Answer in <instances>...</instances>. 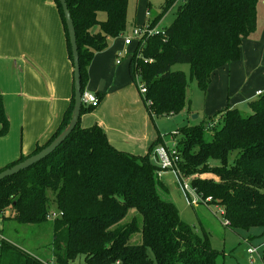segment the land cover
I'll use <instances>...</instances> for the list:
<instances>
[{
	"label": "trees",
	"instance_id": "16d2710c",
	"mask_svg": "<svg viewBox=\"0 0 264 264\" xmlns=\"http://www.w3.org/2000/svg\"><path fill=\"white\" fill-rule=\"evenodd\" d=\"M53 1L72 61L61 5ZM176 1L165 0L156 18ZM179 2L173 21L151 35L139 51L135 48L128 62L131 80L135 83L137 76L146 88L143 102L150 101L145 107L151 119L179 113L189 105L187 77L173 69L174 64H188L196 86L205 91L212 72L238 60L242 40L256 29L257 0ZM66 3L75 28L83 93L94 54L125 31L127 0ZM100 12L105 14L103 20L98 18ZM95 96L99 102L105 94ZM73 102L72 95L58 128L46 142L36 144L30 154L0 171L55 138L69 121ZM247 103L248 115L236 107H225L207 118L206 127L186 126L175 135L179 133L177 148L183 157L179 167L190 178L200 203L221 207L229 221L227 227L237 233L264 229V91ZM93 108L82 104L80 116ZM8 128L0 91V136ZM160 142L158 137L149 150ZM215 160L218 164L212 163ZM156 170L148 153L136 155L115 148L103 127H81L79 117L52 153L0 180V213L7 210V217L18 223L38 225L49 220L51 206L61 212L52 220L55 264L78 258H82L78 264H152L148 250L157 264H215L217 251L208 234H198L194 225L180 218L174 203L160 196L166 187ZM130 209L134 214L125 219ZM136 232L141 243L133 244L130 238ZM0 264H42V260L0 238Z\"/></svg>",
	"mask_w": 264,
	"mask_h": 264
},
{
	"label": "crops",
	"instance_id": "0c3cea01",
	"mask_svg": "<svg viewBox=\"0 0 264 264\" xmlns=\"http://www.w3.org/2000/svg\"><path fill=\"white\" fill-rule=\"evenodd\" d=\"M263 46L264 29L243 39L240 58L215 69L205 91L196 86L186 92L189 104L201 100L197 106L211 116L248 100L251 95L242 93L247 81L261 83L254 95L264 91ZM116 59L111 45L94 54L85 90L105 96L80 116V126L98 124L115 148L145 155L156 140L149 134L153 119L130 78L128 63L120 69L122 60L117 64ZM0 91L9 120L7 133L0 136L1 169L52 136L73 95L72 61L53 0H0ZM199 204L194 208L207 207Z\"/></svg>",
	"mask_w": 264,
	"mask_h": 264
},
{
	"label": "rangeland",
	"instance_id": "374dc122",
	"mask_svg": "<svg viewBox=\"0 0 264 264\" xmlns=\"http://www.w3.org/2000/svg\"><path fill=\"white\" fill-rule=\"evenodd\" d=\"M164 2L165 0H127L125 31L108 44V47H110V45L114 47L115 52H123V59H121L122 66H120V69L127 65L129 57L135 50V44L129 47L123 44V38L131 34L133 25L149 24L150 27L162 30L173 21L177 6L180 2L177 0L164 12L160 19H157L156 16L162 12ZM98 18L103 20L105 14L100 12ZM263 29L264 0H257L256 29L253 33L256 35L258 33L260 34ZM262 48H264V46ZM172 68L182 70L185 73L188 81L186 88L187 95L190 92V88L196 90V83L194 78L190 75L188 64L177 63L174 64ZM125 77L126 81H128L129 77ZM138 82L140 83L141 80L139 79ZM258 85H261L258 81H247L244 85V91L242 93L246 97L251 95L248 100L258 97V95H254V91ZM135 86L138 88L137 83ZM248 100L242 101L237 105V108L241 110L243 115L251 113L247 103ZM197 102L200 103L201 100L194 99L191 105H187L189 107L188 110L186 106L185 109L179 113L153 117V121L150 122L149 134L153 138L155 136V139L158 137L161 139L160 143H156L151 150H147L146 152L148 153L149 160L153 164L156 166L159 164L158 158L155 155V147L162 144L171 147L175 144V139L179 138V133L176 138H173L172 132L186 126L204 124L206 127V120L209 116L205 115L204 112L199 109ZM195 115L197 116L194 117ZM206 137L208 139L210 138L209 133L206 134ZM180 157L182 160L183 157L181 155ZM212 163L218 164V161L215 160L212 161ZM182 180L189 182L188 176L183 177ZM160 181L166 187V190L160 191V196L165 200L172 201L177 208L180 218L195 225L198 234L202 235L204 232L208 234L210 244L217 251L215 264H264L262 261L264 243L261 244L264 241V229L252 228L248 231H240L238 233L233 232L227 226L223 225V216L220 214L219 209H217L218 207L210 206L205 208V206H201L195 209L194 205L188 203L186 194L182 190L178 176L175 172L170 169L164 170L161 174ZM51 207V210H55L53 206ZM8 214L9 211L7 210H5L3 214L0 213L1 237L15 243L18 247L42 261H50L51 259L54 261L52 258L51 245L53 235L52 220H46L38 225H29L18 223L13 219L8 218ZM132 214H134L133 209H130L125 219ZM130 242L133 244L141 243L140 234L138 232L134 233L130 238ZM256 245L259 247L258 254H252V256H250L247 252L249 247ZM148 254L152 259V264H157L154 255L150 250H148ZM250 257H252V262L250 261ZM79 261H82V258H78L73 262L70 261L68 264H78Z\"/></svg>",
	"mask_w": 264,
	"mask_h": 264
},
{
	"label": "built area",
	"instance_id": "2783aa9c",
	"mask_svg": "<svg viewBox=\"0 0 264 264\" xmlns=\"http://www.w3.org/2000/svg\"><path fill=\"white\" fill-rule=\"evenodd\" d=\"M157 31H161V30H157L154 27H150L149 24H143L140 26L134 25L131 29V34L123 38V44L125 46H130V45L135 44L134 49L137 48V50L139 51L144 45L145 41ZM122 56H123L122 51L117 52V59H116L117 64L121 62ZM138 80L139 78L136 76L135 82L138 84V89H139L140 94L144 97L146 93V88L141 82L139 83ZM262 92H263L262 90H257L255 94L260 95ZM81 101H82V104L86 106L95 107L98 105V99L95 96V94L87 90H85L82 93ZM145 104L148 106L150 104V101L145 99ZM176 134H177V131L172 132L173 138H175ZM155 155L157 156L158 161H159V164L157 165L156 176L160 178L164 170L166 169L172 170L178 176L180 186L182 190L184 191V193L186 194L188 203L194 206L199 204L201 199L199 198L196 189L190 185V178L188 177L189 182H185L182 180L183 177H187V176L183 175L179 167V164L181 162V157H180V153L177 148L176 139H175V144H173L171 147H167L165 144L156 146ZM200 204H203V203H200ZM217 209H219L220 214L223 216V221H222L223 225L228 226L229 221L228 219L224 217V210L221 207H218ZM60 215H61V212L57 210H51L48 212L46 217L49 220H53L54 218ZM0 238H2L1 235H0ZM247 252L250 256H252V254H258L259 247L250 246ZM250 261L251 262L253 261L252 257H250ZM42 264H55V261H52V259L50 261H42ZM115 264H119V261H116Z\"/></svg>",
	"mask_w": 264,
	"mask_h": 264
},
{
	"label": "water",
	"instance_id": "95a60500",
	"mask_svg": "<svg viewBox=\"0 0 264 264\" xmlns=\"http://www.w3.org/2000/svg\"><path fill=\"white\" fill-rule=\"evenodd\" d=\"M58 1L61 5L62 13L67 27L68 38L71 49V57H72L74 102H73L71 115L68 123L64 126V128L46 146H44L38 152L31 154L25 159L13 164L12 166L1 170L0 180L16 174L20 170L28 168L32 164L40 161L41 159L45 158L50 153H52L72 132L80 117V111L82 106V101H81L82 91H81V79H80L79 54H78V46L76 42L75 28L66 0H58ZM194 117H196V115Z\"/></svg>",
	"mask_w": 264,
	"mask_h": 264
}]
</instances>
